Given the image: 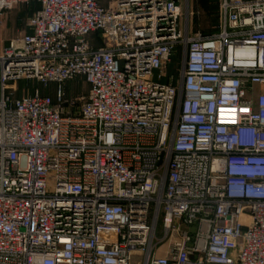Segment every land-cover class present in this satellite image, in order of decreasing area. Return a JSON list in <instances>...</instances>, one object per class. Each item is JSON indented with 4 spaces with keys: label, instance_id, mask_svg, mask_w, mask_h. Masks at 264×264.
Here are the masks:
<instances>
[{
    "label": "built area",
    "instance_id": "2783aa9c",
    "mask_svg": "<svg viewBox=\"0 0 264 264\" xmlns=\"http://www.w3.org/2000/svg\"><path fill=\"white\" fill-rule=\"evenodd\" d=\"M100 1L0 38V264H264V0Z\"/></svg>",
    "mask_w": 264,
    "mask_h": 264
},
{
    "label": "rangeland",
    "instance_id": "374dc122",
    "mask_svg": "<svg viewBox=\"0 0 264 264\" xmlns=\"http://www.w3.org/2000/svg\"><path fill=\"white\" fill-rule=\"evenodd\" d=\"M107 1V0H105ZM101 0L103 4L105 2ZM217 1V8L218 2ZM192 4L194 10L197 11L195 15L190 18V27L193 32L196 31H208L214 28L215 15L214 13L211 16L208 14L207 10L203 7L205 4L195 3ZM213 7L214 4L210 3ZM35 0H25L18 1L12 5L9 10H6L0 13V38L5 42L12 39L18 38L27 32L26 20L31 14L33 7L35 6ZM199 12V14H198ZM17 15L22 16V19L17 20ZM177 62V56L172 60V67L175 68ZM36 87H38L35 80H19L9 83L8 89L15 90V95L21 97L27 94H30ZM66 96L76 100H80L84 93L87 91V85L82 78H75L73 81L69 82L65 86ZM40 92L42 94L49 93V89H44L39 86Z\"/></svg>",
    "mask_w": 264,
    "mask_h": 264
},
{
    "label": "trees",
    "instance_id": "16d2710c",
    "mask_svg": "<svg viewBox=\"0 0 264 264\" xmlns=\"http://www.w3.org/2000/svg\"><path fill=\"white\" fill-rule=\"evenodd\" d=\"M199 3H201V4H205V6H203L206 10H207V12H208V14L211 16V14L212 13H214V15H215V21H213V23H214V28L213 29H211V30H208V31H198V32H200L202 35H209V34H211V33H213L215 30H216V25H217V10H218V8H217V1L216 0H199ZM210 3H213L214 4V6L212 7L211 6V4ZM35 6L33 7V9H32V11H31V14L29 15V17L32 15V13L36 10V9H38V7H39V4H38V2H37V0H35ZM198 14H199V12H198ZM28 17V18H29ZM23 17L22 16H20V15H17V20H19V19H22ZM27 18V19H28Z\"/></svg>",
    "mask_w": 264,
    "mask_h": 264
},
{
    "label": "crops",
    "instance_id": "0c3cea01",
    "mask_svg": "<svg viewBox=\"0 0 264 264\" xmlns=\"http://www.w3.org/2000/svg\"><path fill=\"white\" fill-rule=\"evenodd\" d=\"M104 1H105V0H104ZM105 2H106V1H105ZM105 2H104V3H105ZM191 4H193V3H191Z\"/></svg>",
    "mask_w": 264,
    "mask_h": 264
}]
</instances>
